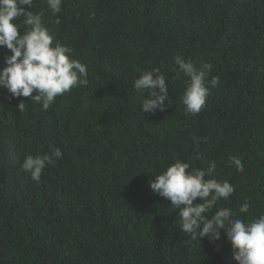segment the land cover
Wrapping results in <instances>:
<instances>
[{
	"label": "trees",
	"instance_id": "1",
	"mask_svg": "<svg viewBox=\"0 0 264 264\" xmlns=\"http://www.w3.org/2000/svg\"><path fill=\"white\" fill-rule=\"evenodd\" d=\"M61 8L58 25L46 0L31 11L87 65L89 84L47 111L0 87V264H236L223 232L192 240L149 183L176 159L205 171L216 161L206 178L235 187L217 207L245 221L264 214V0H63ZM7 55L0 47V69ZM176 55L211 63L220 79L197 115L180 103L186 77L176 75ZM152 68L167 77V107L146 113L133 82ZM50 145L63 158L36 183L19 165ZM232 155L243 173L228 165ZM244 200L252 207L240 214Z\"/></svg>",
	"mask_w": 264,
	"mask_h": 264
},
{
	"label": "clouds",
	"instance_id": "2",
	"mask_svg": "<svg viewBox=\"0 0 264 264\" xmlns=\"http://www.w3.org/2000/svg\"><path fill=\"white\" fill-rule=\"evenodd\" d=\"M62 2L46 0L47 8L56 17L50 23H60L57 14L62 11ZM33 7L34 0H0V47L11 53L5 56V66L0 69V87L12 98L31 96L32 102L47 111L58 96L75 87H87L88 72L86 64L71 58L72 47L56 40L43 19L44 13H34ZM173 63L177 66V77H186L180 103L186 114L197 115L206 107L210 89L217 87L220 79L210 76L211 63L202 61L197 67L181 55H176ZM166 81L167 77L159 68L142 72L134 80L133 89L143 112L166 110ZM34 91L36 94L32 95ZM145 92L148 98H144ZM25 105L21 101L18 110L22 111ZM49 148L50 151L42 155H27L19 165V170L36 183L40 182L46 166H55L56 161L63 158L59 148L51 145ZM17 164L18 160L13 158L11 166L16 168ZM228 165L238 173L245 170L242 158L236 155L229 157ZM216 167L217 162L211 161L207 171L190 169L189 163L176 159L155 176L149 186L154 193L171 202V208L178 211L180 230L192 240L208 238L215 242L223 232L230 242L236 264H264V214L245 221L231 208L217 207L221 200L228 201L233 196L235 187L227 180L219 182L206 178ZM197 198L200 202L194 204ZM251 207V202L244 200L238 212L248 213Z\"/></svg>",
	"mask_w": 264,
	"mask_h": 264
}]
</instances>
